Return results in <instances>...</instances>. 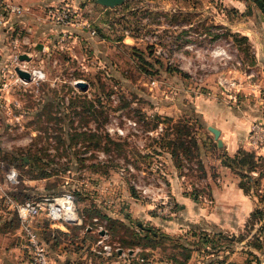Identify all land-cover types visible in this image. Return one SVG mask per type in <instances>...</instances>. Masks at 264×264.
Masks as SVG:
<instances>
[{
    "label": "rangeland",
    "instance_id": "374dc122",
    "mask_svg": "<svg viewBox=\"0 0 264 264\" xmlns=\"http://www.w3.org/2000/svg\"><path fill=\"white\" fill-rule=\"evenodd\" d=\"M14 3L33 17L29 25L0 23V201L4 190L14 208L70 191L77 225L95 231L89 242L102 225L113 248L135 252L134 264H264V245L254 246L264 220H247L255 207L264 211V160L221 172L214 160L226 152L199 109L216 100L264 106L263 7L254 0ZM61 5L69 22L51 13ZM22 52L44 72L40 81L17 78ZM178 128L198 142L205 176L194 150L177 148L180 169L169 158ZM181 194L194 210L181 207ZM224 218L229 225L214 223ZM50 223L42 214L34 225L52 244Z\"/></svg>",
    "mask_w": 264,
    "mask_h": 264
},
{
    "label": "crops",
    "instance_id": "0c3cea01",
    "mask_svg": "<svg viewBox=\"0 0 264 264\" xmlns=\"http://www.w3.org/2000/svg\"><path fill=\"white\" fill-rule=\"evenodd\" d=\"M12 1H20L23 4H35L54 3L62 0ZM31 17H33L31 16V13L25 12L21 15H14L10 22L16 20L20 21L18 23L29 25V19ZM28 27L31 28V26ZM257 102L260 103L262 100H257ZM209 103L211 108L199 109L203 114L206 126L213 125L219 129V137L222 142L221 147L225 152L229 155H233L240 147H248L247 137L252 124V116H254L255 119L260 117L256 121H264V106L251 101H246V99H243V102L240 103L230 100L227 103L217 100ZM257 153L264 155V147L259 148ZM168 155L170 158L171 154L168 153ZM214 162L221 172L225 173L229 171V166L224 165L219 157L216 158ZM172 175H175V178L182 177V175H179L178 173L171 174L170 176ZM215 186L216 188H212V193L214 195H220L219 192L221 189H217L218 184ZM238 189L243 192L241 187ZM178 199L180 200L181 207L185 210L187 209L188 211H191L195 209L192 199L188 198V196H183L181 194ZM226 202L231 205L230 199ZM226 208L229 207L226 206ZM216 217L219 216H213V218ZM192 223L198 225V222H195V220H190L189 225L191 226ZM214 223H218L220 226L229 225L227 218H224L223 222ZM51 227L58 232V237L55 238L54 243H52L49 249L51 264H134L133 259L137 257L135 256V252L132 251L127 252V254L117 252L111 256H103L96 250L97 246L95 241L98 236L93 242H89V235L95 233L93 228L89 225L80 226L77 225V223H55L51 224ZM96 231L97 234L100 233L97 229ZM28 262L29 253L25 247V239L22 235L19 218L13 204L9 202V194L4 190V199L0 201V264H28Z\"/></svg>",
    "mask_w": 264,
    "mask_h": 264
},
{
    "label": "built area",
    "instance_id": "2783aa9c",
    "mask_svg": "<svg viewBox=\"0 0 264 264\" xmlns=\"http://www.w3.org/2000/svg\"><path fill=\"white\" fill-rule=\"evenodd\" d=\"M66 4V3H65ZM67 5L62 6L61 9L56 8L51 10L55 19L69 22ZM22 8L14 3L12 0H0V23H7L14 15H21ZM19 53L15 54L17 58ZM28 60L16 61L15 66L28 70L30 80L38 82L43 77L44 72L39 67L30 68L27 65ZM17 73V72H16ZM18 79H23L17 74ZM234 83V82H233ZM117 131L123 132L122 128L116 127ZM247 144L256 152L259 148L264 147V121H253L248 133ZM6 179L11 183L16 182V172L14 168H10L6 174ZM10 198V197H9ZM16 213L20 221L22 235L25 239V247L29 253L28 264H51L47 244L41 238L38 228L34 225L37 217L44 214L49 218L50 224L55 223H81V218L77 215L74 204V197L70 191H64L57 195L42 196L39 198H25L15 205ZM88 226V225H87ZM99 233L95 244L97 252L103 256H111L118 251V248H113L107 241L108 233L102 225L96 228ZM124 254L125 252H120Z\"/></svg>",
    "mask_w": 264,
    "mask_h": 264
},
{
    "label": "trees",
    "instance_id": "16d2710c",
    "mask_svg": "<svg viewBox=\"0 0 264 264\" xmlns=\"http://www.w3.org/2000/svg\"><path fill=\"white\" fill-rule=\"evenodd\" d=\"M259 6L263 7L264 9V2L261 1V0H254ZM169 70V68H167ZM177 135L172 138V139H169L167 142L169 145H171V150H170V154L172 157H175V162H176V166L177 168H181L182 167V163L180 162V158H179V152L177 150V148H180L182 150V153H185L189 156H193V150L194 152L196 153L195 156H196V164L198 165V168H199V171L201 172V174L203 176L206 175V169L204 167V164L200 158V150H199V145H198V142L196 140H194L192 143L186 138V133L183 132V130L181 128H178L177 129ZM224 155V160H222V163L224 165H227L229 167H233L234 164H240L242 165V168L240 169H243L244 166L248 165V166H255L262 160H264L263 156H259L255 153L254 150H248V149H245V148H239L237 150V152L233 155H229L227 153H223ZM246 170V169H245ZM181 172V171H180ZM180 175V174H179ZM245 175V174H243ZM239 186L245 191L247 192L248 189L246 186H244L243 184H239ZM196 195V194H194ZM257 220V221H263L264 220V211L259 207H255L253 211L250 212V215H249V218L247 220ZM192 227L196 228L198 225L197 224H194L192 223L191 224ZM261 228L264 229V221L262 222V224L260 225ZM54 231H52V236H53V243L55 241V238L58 237L57 235V230L54 229ZM40 235H41V238L45 241V243L47 244V247H48V251L51 247V242L50 240L44 238V236L41 234L40 232ZM255 235V234H254ZM264 235V234H263ZM261 235H257L255 236L256 238V241L254 243V246H255V249H257L258 251H260V249L262 248V246L264 245V238L263 240L261 239ZM118 251H115V254L117 253Z\"/></svg>",
    "mask_w": 264,
    "mask_h": 264
},
{
    "label": "water",
    "instance_id": "95a60500",
    "mask_svg": "<svg viewBox=\"0 0 264 264\" xmlns=\"http://www.w3.org/2000/svg\"><path fill=\"white\" fill-rule=\"evenodd\" d=\"M124 0H96V2L104 5V6H115L118 5L120 3H122ZM18 57L20 60H30L31 56L26 53V52H22L18 54ZM15 71L17 72V74L21 77V78H25V79H30V74L28 70L22 69L19 66H15ZM79 85H81L83 88H85L87 86V83L83 80H78ZM209 130H211L213 132V135L215 138H217V142L219 145L222 144L221 139L218 138L219 136V129L213 125H208L207 126ZM100 233H103V230L100 231ZM118 252H122L121 248H118Z\"/></svg>",
    "mask_w": 264,
    "mask_h": 264
}]
</instances>
